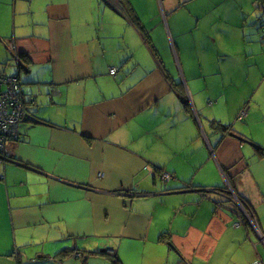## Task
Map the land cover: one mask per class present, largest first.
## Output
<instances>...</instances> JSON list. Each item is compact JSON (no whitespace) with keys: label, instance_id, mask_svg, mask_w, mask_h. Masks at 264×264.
I'll list each match as a JSON object with an SVG mask.
<instances>
[{"label":"crops","instance_id":"0c3cea01","mask_svg":"<svg viewBox=\"0 0 264 264\" xmlns=\"http://www.w3.org/2000/svg\"><path fill=\"white\" fill-rule=\"evenodd\" d=\"M187 1L0 0L34 117L0 160V264L264 263L263 11Z\"/></svg>","mask_w":264,"mask_h":264},{"label":"built area","instance_id":"2783aa9c","mask_svg":"<svg viewBox=\"0 0 264 264\" xmlns=\"http://www.w3.org/2000/svg\"><path fill=\"white\" fill-rule=\"evenodd\" d=\"M264 17V0H258ZM111 74L116 72V68L109 69ZM245 111V110H244ZM239 117H242L245 112ZM34 117L26 109L22 83L18 74H0V160H16L19 148L23 147V142L19 139V126L21 123L31 120ZM160 178L168 180L172 178L171 173L161 172ZM233 200L236 205L246 214L249 222L257 229L256 218L246 202L233 193ZM258 234L261 235V232ZM262 239L264 236L261 235ZM252 264H264L261 259Z\"/></svg>","mask_w":264,"mask_h":264},{"label":"rangeland","instance_id":"374dc122","mask_svg":"<svg viewBox=\"0 0 264 264\" xmlns=\"http://www.w3.org/2000/svg\"><path fill=\"white\" fill-rule=\"evenodd\" d=\"M257 0H251L256 6ZM242 0H188L187 6L191 10H198L203 14L208 13L217 16H227L229 14L235 19L231 21V24H237L238 18L241 16L242 12L240 10V4ZM247 38V36H246ZM14 68H10L8 72H13ZM256 167V163H254Z\"/></svg>","mask_w":264,"mask_h":264},{"label":"trees","instance_id":"16d2710c","mask_svg":"<svg viewBox=\"0 0 264 264\" xmlns=\"http://www.w3.org/2000/svg\"><path fill=\"white\" fill-rule=\"evenodd\" d=\"M241 118V117H240ZM212 125L214 127H217V128H221L223 130H226V129H229L230 127L229 126H224V125H221V124H218L217 122L213 121L212 122ZM219 126V127H218ZM229 127V128H228ZM68 253V250H62L59 254L60 255H65ZM114 257V260H113V263L114 264H122V262L120 261L119 257L117 255L113 256Z\"/></svg>","mask_w":264,"mask_h":264}]
</instances>
